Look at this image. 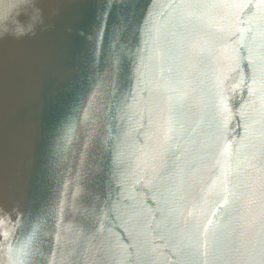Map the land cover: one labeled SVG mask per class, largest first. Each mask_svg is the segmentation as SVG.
I'll return each mask as SVG.
<instances>
[{"label": "water", "instance_id": "95a60500", "mask_svg": "<svg viewBox=\"0 0 264 264\" xmlns=\"http://www.w3.org/2000/svg\"><path fill=\"white\" fill-rule=\"evenodd\" d=\"M0 264H264V0H6Z\"/></svg>", "mask_w": 264, "mask_h": 264}, {"label": "clouds", "instance_id": "9594fccd", "mask_svg": "<svg viewBox=\"0 0 264 264\" xmlns=\"http://www.w3.org/2000/svg\"><path fill=\"white\" fill-rule=\"evenodd\" d=\"M13 5L11 3L6 2V0H0V13L4 12L5 9L11 8Z\"/></svg>", "mask_w": 264, "mask_h": 264}]
</instances>
